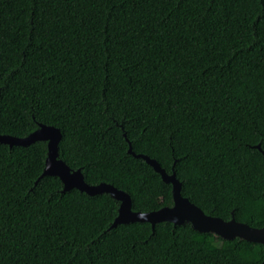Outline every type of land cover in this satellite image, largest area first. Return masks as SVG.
<instances>
[{
  "label": "trees",
  "instance_id": "obj_1",
  "mask_svg": "<svg viewBox=\"0 0 264 264\" xmlns=\"http://www.w3.org/2000/svg\"><path fill=\"white\" fill-rule=\"evenodd\" d=\"M62 131L86 182L135 211L172 206L264 226V0H0V133ZM260 145V150L257 145ZM47 142H0V264H260L264 245L147 221L41 176Z\"/></svg>",
  "mask_w": 264,
  "mask_h": 264
},
{
  "label": "water",
  "instance_id": "obj_2",
  "mask_svg": "<svg viewBox=\"0 0 264 264\" xmlns=\"http://www.w3.org/2000/svg\"><path fill=\"white\" fill-rule=\"evenodd\" d=\"M61 138L62 131L59 127L45 123H39V127L26 136L0 133V142L8 143L10 146L29 145L39 140L46 141L48 154L41 176H59L64 184V190L78 188L91 195L107 192L117 199L120 202L119 212L111 227L133 221L150 222L153 228L158 222L163 221H170L175 225L190 222L196 230L201 232H213L229 240L239 237L253 242H260L264 245V226L254 227L248 223L236 220L234 216L229 220H225L219 216L205 213L200 206L182 194V182L177 177L175 170L172 173H168L155 158L144 153H137L130 144L128 150L130 153L145 159L156 172L161 174L165 182H170L173 186L174 203L172 206H164L160 209L146 212L135 211L132 207V197L127 191L107 182L90 184L86 182L81 168L72 169L60 157L59 143ZM256 147L262 150L259 144ZM260 264H264V260Z\"/></svg>",
  "mask_w": 264,
  "mask_h": 264
}]
</instances>
